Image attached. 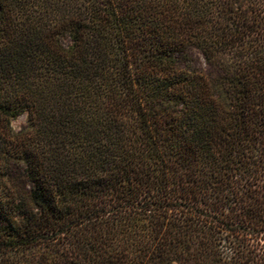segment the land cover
Listing matches in <instances>:
<instances>
[{"label":"trees","instance_id":"trees-1","mask_svg":"<svg viewBox=\"0 0 264 264\" xmlns=\"http://www.w3.org/2000/svg\"><path fill=\"white\" fill-rule=\"evenodd\" d=\"M0 264H264V0H0Z\"/></svg>","mask_w":264,"mask_h":264},{"label":"rangeland","instance_id":"rangeland-1","mask_svg":"<svg viewBox=\"0 0 264 264\" xmlns=\"http://www.w3.org/2000/svg\"><path fill=\"white\" fill-rule=\"evenodd\" d=\"M192 58H193V63L194 64H196L198 66H201V67L205 66V64L203 62V59H202V57L200 56L199 53L193 52L192 53ZM24 122H25V115L22 114V115L18 116L16 119H14L12 121V125H13L14 128H18Z\"/></svg>","mask_w":264,"mask_h":264}]
</instances>
